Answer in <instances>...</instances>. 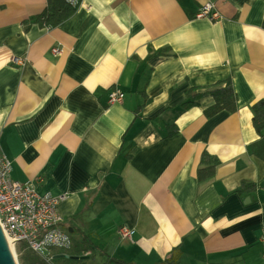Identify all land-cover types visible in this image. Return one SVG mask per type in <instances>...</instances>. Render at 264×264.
Instances as JSON below:
<instances>
[{"label":"crops","instance_id":"crops-1","mask_svg":"<svg viewBox=\"0 0 264 264\" xmlns=\"http://www.w3.org/2000/svg\"><path fill=\"white\" fill-rule=\"evenodd\" d=\"M212 1L219 20L196 18L206 0H78L50 25L55 0H0V152L63 198L83 257H61L264 264V0ZM229 85L235 111L208 116Z\"/></svg>","mask_w":264,"mask_h":264},{"label":"built area","instance_id":"built-area-1","mask_svg":"<svg viewBox=\"0 0 264 264\" xmlns=\"http://www.w3.org/2000/svg\"><path fill=\"white\" fill-rule=\"evenodd\" d=\"M71 7H77L78 0H63ZM221 19L217 4L206 0L196 15L198 19ZM55 54L61 50L53 49ZM125 94L114 90L110 94V103H122ZM12 165L5 154L0 152V223L8 236L15 243H25L29 249L39 254L47 264H56L55 257L45 254L43 250L68 251L73 247V240L63 228V218L59 213V205L63 198L50 194L40 195L32 184L12 181L10 173ZM118 235L122 239L132 240L134 232L121 227Z\"/></svg>","mask_w":264,"mask_h":264},{"label":"trees","instance_id":"trees-1","mask_svg":"<svg viewBox=\"0 0 264 264\" xmlns=\"http://www.w3.org/2000/svg\"><path fill=\"white\" fill-rule=\"evenodd\" d=\"M74 9L65 4L61 0H55L54 3L50 4L46 13L42 17V19L38 18L37 20H43L46 24L57 25L58 23L64 21L68 17L72 15ZM216 99L217 104L213 107L214 109H210L207 111L208 116H213V112L218 113L220 111L226 110L233 112L235 111V94L231 85H229L225 89H218L211 93ZM254 110V122L258 131L264 130V102H260L253 107ZM25 248V249H24ZM25 253L22 257V264H47L44 259H42L39 255H37L33 251H29L25 246ZM55 257V261H56ZM65 258V257H64ZM80 260V259H77ZM57 264V263H56Z\"/></svg>","mask_w":264,"mask_h":264},{"label":"rangeland","instance_id":"rangeland-1","mask_svg":"<svg viewBox=\"0 0 264 264\" xmlns=\"http://www.w3.org/2000/svg\"><path fill=\"white\" fill-rule=\"evenodd\" d=\"M25 246L28 248V246L25 243H19V244L15 243V250H16L18 260H19V264H22V257L24 256L23 253H25L24 250L22 251V249ZM81 246L82 245L78 244L77 242L73 240V247L71 250H68L66 252L61 251V250H53L52 251L53 254L57 256L56 258L57 264H103L100 253H98L96 250H94L95 252L94 257L84 258L83 260H74V259H68V258L61 257L62 255L79 256V253H80L79 249ZM28 250L30 251L31 249L28 248ZM42 252L47 255L51 253L49 250H43ZM79 257H83V256H79Z\"/></svg>","mask_w":264,"mask_h":264},{"label":"water","instance_id":"water-1","mask_svg":"<svg viewBox=\"0 0 264 264\" xmlns=\"http://www.w3.org/2000/svg\"><path fill=\"white\" fill-rule=\"evenodd\" d=\"M3 226L0 223V264H16L12 255V252L10 250V244L13 241H9L5 237V233L3 231ZM17 264H19V260L17 257V254H15ZM73 259H79L78 257H75Z\"/></svg>","mask_w":264,"mask_h":264},{"label":"bare ground","instance_id":"bare-ground-1","mask_svg":"<svg viewBox=\"0 0 264 264\" xmlns=\"http://www.w3.org/2000/svg\"><path fill=\"white\" fill-rule=\"evenodd\" d=\"M17 182V181H16ZM21 183V182H20ZM22 184H29V183H22ZM4 231V230H3ZM4 233H5V237H6V239L7 240H9V241H13V242H11V244H10V250H11V252H12V255H13V258H14V261H15V263L17 264V260H16V256H15V254H16V250H15V242H14V240L13 239H11L9 236H8V234L4 231Z\"/></svg>","mask_w":264,"mask_h":264}]
</instances>
